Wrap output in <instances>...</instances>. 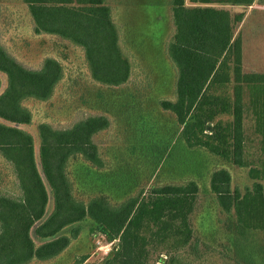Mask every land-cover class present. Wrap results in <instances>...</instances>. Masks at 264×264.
Wrapping results in <instances>:
<instances>
[{"label": "trees", "instance_id": "obj_1", "mask_svg": "<svg viewBox=\"0 0 264 264\" xmlns=\"http://www.w3.org/2000/svg\"><path fill=\"white\" fill-rule=\"evenodd\" d=\"M23 1L36 35L58 36L85 50L95 81L108 87L129 81L132 67L107 0ZM190 1L194 6L170 1L175 34L166 55L177 74L176 96L159 106L175 117L188 150H204L247 170L251 187H233L230 171L220 168L210 174L209 188L229 230L264 232V73L244 69L243 42L235 31L245 14L232 16L214 6H248L252 1ZM0 74L7 78L0 95V155L13 166L21 192L16 197L0 188V264H49L87 231L109 243L118 241L105 264H186L179 254L191 245L199 250L191 222L200 196L198 181L153 186L118 205L105 195L78 200L69 167L81 161L95 171L105 168L95 137L110 128L109 118L90 116L64 130L40 124L38 162L34 137L21 128L33 122L24 102L50 100L64 78L63 65L48 58L39 70L29 69L0 37ZM2 84L0 77V91ZM158 130L153 131L156 142ZM152 146L159 163L166 150ZM154 254L158 261L151 263Z\"/></svg>", "mask_w": 264, "mask_h": 264}, {"label": "rangeland", "instance_id": "obj_2", "mask_svg": "<svg viewBox=\"0 0 264 264\" xmlns=\"http://www.w3.org/2000/svg\"><path fill=\"white\" fill-rule=\"evenodd\" d=\"M170 1L107 0L118 27L121 50L132 67L126 84L108 87L92 78L84 49L58 36L36 35L34 21L23 0H0V37L6 50L29 69L39 70L48 58L58 60L64 68V78L50 100L24 102L33 114V122L21 128L33 135L39 162L40 124L64 130L90 116L108 117L110 128L95 137L105 168L95 171L81 161H72L69 167L78 200L87 202L94 196L105 195L113 205H118L153 186L184 184L195 179L201 190L191 222L199 250L193 245L184 249L179 254L183 263L264 264V232L240 235L229 230L228 219L209 188L210 174L220 168L230 171L233 187H251L253 181L247 170L215 159L204 150H188L180 140L181 128L175 117L160 109L161 100H173L176 96L177 74L166 55L167 45L175 34ZM251 1L248 6H214L232 16L245 14L235 31L243 42L244 69L264 73V0ZM186 5L194 6L190 0H186ZM0 77L1 95L7 87V78L3 74ZM140 121L145 122L144 127ZM156 128L159 130L155 135L160 138L157 142L162 147L153 141ZM153 143L166 150L159 163L151 150ZM13 173V166L0 155V188L18 197L21 192ZM113 183L114 186L109 185ZM50 197L51 212V194ZM117 243H109L103 235L87 231L49 264H105ZM158 257L154 254L151 263L158 261Z\"/></svg>", "mask_w": 264, "mask_h": 264}]
</instances>
